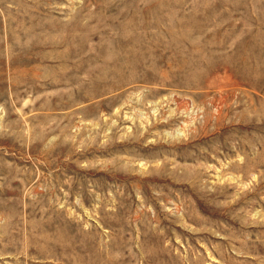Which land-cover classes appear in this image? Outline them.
<instances>
[{
  "label": "rangeland",
  "instance_id": "374dc122",
  "mask_svg": "<svg viewBox=\"0 0 264 264\" xmlns=\"http://www.w3.org/2000/svg\"><path fill=\"white\" fill-rule=\"evenodd\" d=\"M0 264H264V0H0Z\"/></svg>",
  "mask_w": 264,
  "mask_h": 264
}]
</instances>
